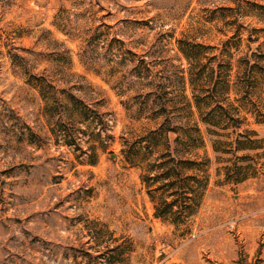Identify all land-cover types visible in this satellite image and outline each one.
I'll return each instance as SVG.
<instances>
[{
    "label": "rangeland",
    "instance_id": "rangeland-1",
    "mask_svg": "<svg viewBox=\"0 0 264 264\" xmlns=\"http://www.w3.org/2000/svg\"><path fill=\"white\" fill-rule=\"evenodd\" d=\"M152 77L206 170L168 217ZM0 264H264V0H0Z\"/></svg>",
    "mask_w": 264,
    "mask_h": 264
},
{
    "label": "trees",
    "instance_id": "trees-1",
    "mask_svg": "<svg viewBox=\"0 0 264 264\" xmlns=\"http://www.w3.org/2000/svg\"><path fill=\"white\" fill-rule=\"evenodd\" d=\"M183 51L188 59L192 60L193 62L197 61L198 55H196V53L187 52L186 50ZM144 61L145 60L142 58L139 64L134 66V70L136 71L137 75L142 79H144V77L146 79V77L149 76L148 73H146V76H143L142 74L143 72L141 71L140 64ZM144 87L146 88V90H144L145 95L148 96L151 100V103L155 105L154 107L156 117L159 116L162 119L158 123V127L155 129V131L166 132L168 142H166L165 150L156 159V161L147 164L146 170L148 173L152 172V174H144L142 178L145 183H148L149 181L154 182L161 180L162 184L157 187V190L161 189L164 193L169 191L170 195L172 196L171 200H165L166 203L164 202V205L156 204V213L158 217H168V215L171 216L175 215L176 213H182V209L180 211L179 208L177 210L172 209L175 207V205H179L180 208H182L181 203H184L188 208L191 206V204L186 203L188 201L195 200L197 190L201 189L206 184V181L200 178L198 173L200 171L206 172V170L200 168V163L197 160L186 157L185 154L189 152V150H186V147L181 144V141L185 138L184 142L188 143L190 140V144L188 146H192V140L194 138H190L189 135L182 136L180 133H178L177 128L170 125L171 122L168 120L172 116V97L162 89V83L160 80L156 78L153 79V77L149 78L146 83L144 82ZM86 113L82 112V114ZM64 131L66 134L68 133L66 132L67 130ZM234 135V142L238 143L240 132L237 128ZM69 137L76 141L73 134L70 133ZM66 143L71 144L72 142L69 141ZM215 149L218 150L217 147H215ZM241 180L242 178L239 176L238 180L236 181ZM149 193L152 199H154L152 193Z\"/></svg>",
    "mask_w": 264,
    "mask_h": 264
},
{
    "label": "water",
    "instance_id": "water-1",
    "mask_svg": "<svg viewBox=\"0 0 264 264\" xmlns=\"http://www.w3.org/2000/svg\"><path fill=\"white\" fill-rule=\"evenodd\" d=\"M253 47H254L253 50H255V45Z\"/></svg>",
    "mask_w": 264,
    "mask_h": 264
}]
</instances>
